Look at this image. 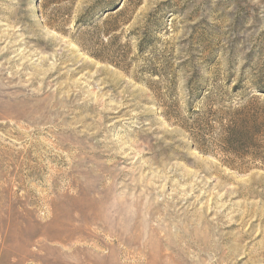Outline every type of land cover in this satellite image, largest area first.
<instances>
[{
    "label": "rangeland",
    "instance_id": "374dc122",
    "mask_svg": "<svg viewBox=\"0 0 264 264\" xmlns=\"http://www.w3.org/2000/svg\"><path fill=\"white\" fill-rule=\"evenodd\" d=\"M253 98L264 0H0V264H264Z\"/></svg>",
    "mask_w": 264,
    "mask_h": 264
},
{
    "label": "trees",
    "instance_id": "16d2710c",
    "mask_svg": "<svg viewBox=\"0 0 264 264\" xmlns=\"http://www.w3.org/2000/svg\"><path fill=\"white\" fill-rule=\"evenodd\" d=\"M224 113L220 119L217 118L215 122L225 121V133L226 137L224 139L226 146L235 152H245V151H255L258 155L259 150L263 147L260 144V140L256 138L258 136L264 137V107H260L257 98H253L239 109L234 111ZM198 117V121H202L204 124V129H198L196 138L200 140L203 144L206 143L202 136L205 132H210L214 128L210 126V118L216 116L213 112H207L205 114L200 112H194ZM206 116L207 119H206ZM209 118V119H208ZM260 121V123H259ZM252 131L249 130L250 126Z\"/></svg>",
    "mask_w": 264,
    "mask_h": 264
}]
</instances>
